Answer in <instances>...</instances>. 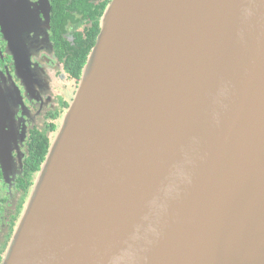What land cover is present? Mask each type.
Listing matches in <instances>:
<instances>
[{"label": "water", "instance_id": "95a60500", "mask_svg": "<svg viewBox=\"0 0 264 264\" xmlns=\"http://www.w3.org/2000/svg\"><path fill=\"white\" fill-rule=\"evenodd\" d=\"M65 120L2 264H264V0H111Z\"/></svg>", "mask_w": 264, "mask_h": 264}, {"label": "flooded vegetation", "instance_id": "af4514ba", "mask_svg": "<svg viewBox=\"0 0 264 264\" xmlns=\"http://www.w3.org/2000/svg\"><path fill=\"white\" fill-rule=\"evenodd\" d=\"M109 2L25 0L14 15L12 50L0 27V264Z\"/></svg>", "mask_w": 264, "mask_h": 264}, {"label": "trees", "instance_id": "16d2710c", "mask_svg": "<svg viewBox=\"0 0 264 264\" xmlns=\"http://www.w3.org/2000/svg\"><path fill=\"white\" fill-rule=\"evenodd\" d=\"M110 2H111V0H110ZM110 2L108 3L107 6L104 7V9L102 10V12L100 13V16H99V20H100V22H98L99 24H98V26L96 27V29H95V31H94L95 33H94V37H93V39H92V43H91V47H90L91 49H90V50L93 49V47H94V45H95V43H96L97 37H98V35H99V33H100V26H101L102 18H103V16H104L105 11H106L107 7L109 6ZM90 52H91V51H90ZM89 54H90V53H89ZM88 56H89V55H88ZM86 61H87V60H86ZM85 64H86V62H85ZM85 64H84V66H85ZM83 68H84V67H83ZM49 146H50V144H49ZM49 146H48V148H46V149L43 151L39 163H40V162H42V163L44 162V160H45V158H46V155H47V152H48V149H49ZM13 237H14V235H13ZM13 237L11 238V241H10L8 247H7L6 253H7L8 249H9L10 246H11V243H12ZM6 253H5V255H6ZM5 255H4V257H5Z\"/></svg>", "mask_w": 264, "mask_h": 264}, {"label": "rangeland", "instance_id": "374dc122", "mask_svg": "<svg viewBox=\"0 0 264 264\" xmlns=\"http://www.w3.org/2000/svg\"><path fill=\"white\" fill-rule=\"evenodd\" d=\"M78 86H79V84H78ZM77 89H78V87H77ZM77 89H76V92H77ZM75 95H76V93H75ZM75 95H74V97H75ZM72 102V101H71ZM70 102V103H71ZM66 116H67V111L65 112V114L63 115V117H62V119H61V121L59 122V124H58V127H57V131H60L61 130V128H62V126H64V124H65V119H66ZM56 131V132H57ZM55 137V136H54ZM37 179H38V177H37Z\"/></svg>", "mask_w": 264, "mask_h": 264}]
</instances>
